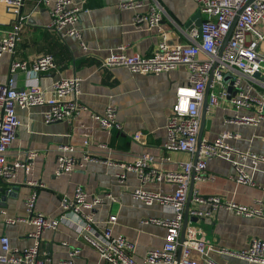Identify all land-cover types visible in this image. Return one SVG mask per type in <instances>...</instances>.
<instances>
[{"label": "crops", "instance_id": "0c3cea01", "mask_svg": "<svg viewBox=\"0 0 264 264\" xmlns=\"http://www.w3.org/2000/svg\"><path fill=\"white\" fill-rule=\"evenodd\" d=\"M74 1L84 8L79 15L78 27L87 50L79 39L61 38L48 28L49 13L37 0L24 1V19L20 22L0 6V36L18 27L20 30L14 51L5 52L0 57V81L8 80L13 59L30 61L49 53L54 56L57 68L40 74L41 87L51 95V86L57 79L78 76L81 78L79 99L86 106L72 120L51 123H46L43 117L47 106L18 109L20 124L7 161L25 160L30 151L36 155L28 171L20 167L12 180L0 178V235L8 236L14 247H30L33 239L28 233L35 226L22 219L27 217V197L36 190V209L47 216L59 217L62 213L61 197L72 196L76 187L82 186L89 194L115 196L117 203L112 206L104 203L96 208L95 220L103 224L111 212L115 213L118 220L114 233L134 244V257L138 264H151L144 261L145 253L162 248L166 227L144 220L150 217L167 219L174 213L170 201L155 200L148 205L133 192L142 189L162 197L173 194L177 185L172 182H142L135 171H126V177L120 180L118 173L124 171L123 165L134 162L143 153L153 157V168L164 171L179 170L182 163L194 160V156L187 152L164 149L167 118L175 102V91L188 81V69L185 65H177L157 74H140L125 66H102V61L119 46H125L128 54L148 55L159 44L161 34L157 29L136 28L132 24L135 12L147 11L151 0H143L136 9L118 7L122 2L136 0ZM155 1L165 10L161 28L168 33L169 42L188 43L190 28L186 24L198 11L194 0ZM28 82V75L21 72L17 85L24 87ZM111 106L115 107V119L122 130L103 129L92 116L93 113L105 114ZM233 115L234 110L226 103L206 105L201 141L230 132L234 136L228 142L240 152L264 155V120L250 125L234 121ZM139 130L146 133L144 142L132 137ZM60 145L76 148V167L72 172L56 175ZM234 157L235 152L229 158L212 157L207 162L208 177L193 179L186 234L201 235L211 245L207 259L197 253L192 254L200 264H264L238 254L254 238L264 240V218L238 215L228 208L218 207L210 209L207 216L193 219L197 215L192 211L209 208L197 202L196 195L221 196L242 205L264 204V162L246 160L245 169L254 181V184H246L233 177L231 160ZM10 218L20 220L8 223L6 219ZM79 224L77 218L70 214L56 230L42 232L40 249L49 252L51 264L69 259L72 250H78L74 264H103L99 253L79 237ZM0 264L13 263L0 261Z\"/></svg>", "mask_w": 264, "mask_h": 264}, {"label": "built area", "instance_id": "2783aa9c", "mask_svg": "<svg viewBox=\"0 0 264 264\" xmlns=\"http://www.w3.org/2000/svg\"><path fill=\"white\" fill-rule=\"evenodd\" d=\"M25 0H0V6L10 12L20 22L24 19L22 5ZM143 0L122 2L119 8L141 6ZM201 11V24L188 31L189 42L172 44L168 33L161 28L165 14L158 2L151 0L147 11L135 12L132 24L136 28L157 29L161 41L153 51L144 55L128 54L125 46H119L102 61L104 67L125 66L132 72L140 74L160 73L177 65H185L188 69V81L177 87L175 102L167 118V136L164 149L167 151H183L196 156L182 163L179 170L164 171L152 167L153 157L143 153L130 164L123 165L124 171L118 173L120 180L126 177V171H135L142 182H172L176 189L173 194L159 196L150 191L137 189L135 197L145 203L155 200L170 201L173 216L170 218H147L145 222L166 227L165 241L160 249H150L145 253L144 261L151 264H200L192 254L197 253L207 259L211 248L209 241L194 233L185 234L181 242V230L184 218V206L187 201L190 182L194 179L204 180L208 177L207 162L214 156L229 158L233 165V177L236 181L254 184L252 177L245 169V162L250 158L254 163L264 162V155L254 152H240L228 142L234 135L224 132L209 141H201L198 150V134L200 131L201 111L207 94V105L228 104L233 110V120L239 123L257 125L264 120V0H194ZM48 11L50 21L48 28L61 38L75 37L87 50L82 40V31L78 27L80 12L84 9L74 0H37ZM19 27L0 36V57L5 52H13L20 39ZM227 42L222 48L226 37ZM57 68L52 54L36 56L33 60L13 59L10 64L9 78L0 81V178L12 180L20 167L28 171L36 152L30 151L25 160L7 161L8 152L17 135L20 124L18 109L34 106H47L43 112L46 123L60 120H72L86 109L80 99V82L78 76L57 79L51 86V95L39 84L42 72ZM25 72L29 77L27 86L17 85L18 75ZM229 74V79L224 76ZM233 94L229 95L228 87ZM99 125L106 130H122L115 119V107H109L105 114H92ZM134 140L144 142L146 133L137 131L132 134ZM55 173L61 175L72 172L76 167L75 151L72 145H60ZM193 195V194H192ZM37 192L34 190L26 199L27 217L23 220L32 223L35 229L28 233L33 244L28 248H17L11 245L9 237L0 235L2 253L0 261L13 264H51L48 251L41 250L40 238L43 231L56 230L60 223L70 214L79 221V237L93 247L100 255L103 264H138L134 251L135 246L124 236L114 233L118 217L111 212L103 224L95 220V211L99 205H113L117 199L112 194L103 196L89 194L84 187H76L72 196L64 195L60 199L62 213L59 217H50L36 209ZM201 204L209 208L205 211L194 210L198 217L210 214V209L225 207L243 216H259L264 218V204L258 206L242 205L222 198L221 196H194ZM20 218L6 219L14 223ZM64 244H66L64 242ZM78 250L70 251V258L59 264H74ZM250 261L264 263V240L254 238L250 244L238 253Z\"/></svg>", "mask_w": 264, "mask_h": 264}, {"label": "water", "instance_id": "95a60500", "mask_svg": "<svg viewBox=\"0 0 264 264\" xmlns=\"http://www.w3.org/2000/svg\"><path fill=\"white\" fill-rule=\"evenodd\" d=\"M200 24H201V11L198 9V11L195 13V15L187 22L186 27L188 29L192 28V27H199ZM229 36H230V34L226 37L222 48L224 47L225 43L227 42ZM228 79H229V74H226L224 76V80L227 81ZM208 91H209V85L207 86V89H206V95H205V99H204L203 106H202V111H201L200 131H199V134H198V150H199L200 142H201V129H202V125H203V122H204V117H205V114H206V105H207V94H208ZM228 93H229V95L233 94L231 86L228 87ZM197 156H198V151L196 152L194 163L197 160ZM193 177H194V172L192 174V180H191V183H190V189H189L187 201L185 203V216H184V220H183L184 223H183L182 232H181V242L184 241L185 234H186V226H187V220H188V217H189V210H190V201H191V197H192V193H193V181H194ZM193 219L194 220H198V216H195Z\"/></svg>", "mask_w": 264, "mask_h": 264}]
</instances>
